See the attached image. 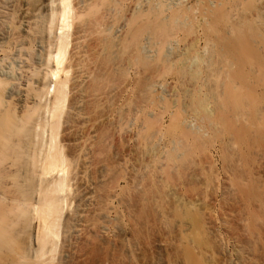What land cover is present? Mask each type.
Instances as JSON below:
<instances>
[{
    "label": "bare ground",
    "instance_id": "1",
    "mask_svg": "<svg viewBox=\"0 0 264 264\" xmlns=\"http://www.w3.org/2000/svg\"><path fill=\"white\" fill-rule=\"evenodd\" d=\"M0 264H264V0H0Z\"/></svg>",
    "mask_w": 264,
    "mask_h": 264
}]
</instances>
